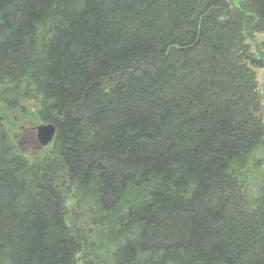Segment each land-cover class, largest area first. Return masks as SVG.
Wrapping results in <instances>:
<instances>
[{
    "label": "trees",
    "instance_id": "trees-1",
    "mask_svg": "<svg viewBox=\"0 0 264 264\" xmlns=\"http://www.w3.org/2000/svg\"><path fill=\"white\" fill-rule=\"evenodd\" d=\"M255 35L264 0H0V264H264Z\"/></svg>",
    "mask_w": 264,
    "mask_h": 264
},
{
    "label": "rangeland",
    "instance_id": "rangeland-1",
    "mask_svg": "<svg viewBox=\"0 0 264 264\" xmlns=\"http://www.w3.org/2000/svg\"><path fill=\"white\" fill-rule=\"evenodd\" d=\"M263 41H264V38H262L261 35H256L253 38H248V41H246V42H248L250 44L252 42L255 45H258V44L260 45V44H262ZM252 46H251V49L255 50V46L254 45H252ZM255 73H256L257 85H258L259 89L264 88V68L259 69V70H255ZM23 105L16 107V111L19 114H21L27 118V116L29 115V112H24V109L25 108H36V102L34 100H30L29 102H24ZM36 110H37V108L35 109V111ZM23 126H24V129L21 132H24L22 135L23 142H24V148L29 153H33V152L36 153L37 149H36L35 144L32 143L33 135L30 131L29 123H26ZM257 155L261 156V158H262L261 159L262 160L261 166H257V169H258L257 171H253V172L249 171L243 177L244 181L246 182V185H248V187H249L248 190L253 191V193L250 196L253 199H255L254 189L259 191L262 188V185L264 184V164H263L264 163V153H263V151L262 152L259 151L257 153Z\"/></svg>",
    "mask_w": 264,
    "mask_h": 264
},
{
    "label": "water",
    "instance_id": "water-1",
    "mask_svg": "<svg viewBox=\"0 0 264 264\" xmlns=\"http://www.w3.org/2000/svg\"><path fill=\"white\" fill-rule=\"evenodd\" d=\"M54 133L53 127H39L38 140L42 145H46L52 138Z\"/></svg>",
    "mask_w": 264,
    "mask_h": 264
},
{
    "label": "bare ground",
    "instance_id": "bare-ground-1",
    "mask_svg": "<svg viewBox=\"0 0 264 264\" xmlns=\"http://www.w3.org/2000/svg\"><path fill=\"white\" fill-rule=\"evenodd\" d=\"M70 179H71L70 181H71V182H73V183H75V182H76V180H77V179H75V178H72V177H71Z\"/></svg>",
    "mask_w": 264,
    "mask_h": 264
}]
</instances>
